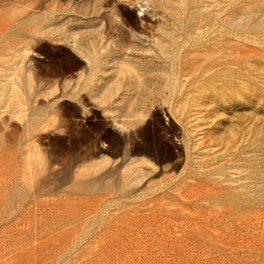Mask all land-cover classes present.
Listing matches in <instances>:
<instances>
[{"label": "rangeland", "instance_id": "1", "mask_svg": "<svg viewBox=\"0 0 264 264\" xmlns=\"http://www.w3.org/2000/svg\"><path fill=\"white\" fill-rule=\"evenodd\" d=\"M0 264H264V0H0Z\"/></svg>", "mask_w": 264, "mask_h": 264}]
</instances>
